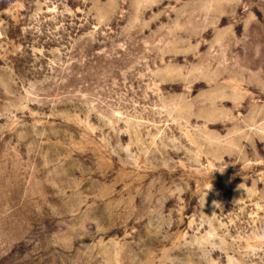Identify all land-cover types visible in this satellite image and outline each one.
Here are the masks:
<instances>
[{
    "label": "rangeland",
    "instance_id": "1",
    "mask_svg": "<svg viewBox=\"0 0 264 264\" xmlns=\"http://www.w3.org/2000/svg\"><path fill=\"white\" fill-rule=\"evenodd\" d=\"M0 264H264V0H0Z\"/></svg>",
    "mask_w": 264,
    "mask_h": 264
},
{
    "label": "clouds",
    "instance_id": "2",
    "mask_svg": "<svg viewBox=\"0 0 264 264\" xmlns=\"http://www.w3.org/2000/svg\"><path fill=\"white\" fill-rule=\"evenodd\" d=\"M209 191H211V188L208 190V192ZM208 194V193H207ZM207 196V195H206ZM206 196H205V198H206ZM219 203L218 202H216V201H213V205L216 207L217 205H218Z\"/></svg>",
    "mask_w": 264,
    "mask_h": 264
}]
</instances>
